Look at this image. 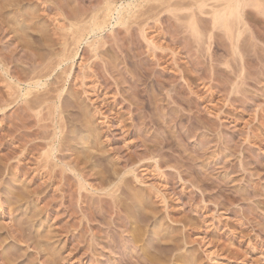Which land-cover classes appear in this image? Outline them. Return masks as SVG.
<instances>
[{
	"label": "rangeland",
	"instance_id": "1",
	"mask_svg": "<svg viewBox=\"0 0 264 264\" xmlns=\"http://www.w3.org/2000/svg\"><path fill=\"white\" fill-rule=\"evenodd\" d=\"M4 1L11 4L3 11L9 21L0 16V64L13 57L9 69L18 65L23 77L31 61L59 53L52 39L69 34L73 14L105 3ZM110 1L143 5L129 32L110 25L99 38L88 36L69 74L71 63L29 97L60 89L56 104L25 111L15 95L0 111V264H264L262 15L248 17L261 39L245 34L243 55L234 58L224 33L197 9L194 23L205 35L188 31L194 0H167L184 4L169 12L161 6L158 20L144 14L154 3ZM96 38L103 44L94 53ZM156 55L166 62L153 64ZM174 59L179 67L170 65ZM3 68L1 98L15 82Z\"/></svg>",
	"mask_w": 264,
	"mask_h": 264
},
{
	"label": "bare ground",
	"instance_id": "2",
	"mask_svg": "<svg viewBox=\"0 0 264 264\" xmlns=\"http://www.w3.org/2000/svg\"><path fill=\"white\" fill-rule=\"evenodd\" d=\"M7 1V0H6ZM56 1V0H55ZM177 1H181V0H177ZM183 1V0H182ZM2 2V1H1ZM9 2V1H8ZM8 2H7V4L5 3V1L3 2V4L2 3H0V16L3 18L4 17V12L3 11H5V9L7 8V6H9L10 4H8ZM11 2V1H10ZM16 2V1H15ZM105 3H104V6L102 7V8H97V9H95V10H92V12H91V14H84V13H86V12H84L83 14H81V15H79V14H77L76 12V16L73 14H71L72 16H73V20H74V22H71V24H70V28H69V34H66V35H62L61 36V38H59L58 40L56 39V40H53L52 39V43H54V44H52V46L53 45H61V48L59 49V53L58 54H56V55H54V53L51 55V57L49 58V59H43V58H39V59H37V61L35 60L34 62L33 61H31V65H29V66H31V67H29L31 70H28V71H30L29 73H28V75H26L27 77H23L22 75H21V71H19V69H18V67L17 66H13V68H12V70L11 69H9V66H11V65H15V64H17V63H15V61L13 60V62L11 61L10 62V60L13 58H11V57H9V55H8V59L9 60H7V58L6 59H2L4 62H2V60H1V64L2 65H4V68H3V70L6 72V75L8 76L7 78H9L11 81H15L13 84H11V82H10V84H8L9 85V89H11L12 91H13V86L15 85L16 86V88H18V91H17V89L15 90L14 89V93H11V90H10V93L8 94V95H6V96H8L9 98H7L6 96H4V97H6L7 99H5L4 97V99L3 98H1L0 97V111H3L5 108H7L8 106H10V104H9V102H10V100H11V98H14V96L15 95H18V97H17V100H19V99H23L24 101H22L23 102V104L25 103L26 104V108H25V111H35L36 109H38V108H42L43 107V105H45V104H48V103H50V102H53L54 104H56L57 103V101L60 99V97H61V95H62V91H60V89H57V91H55L54 90V93L55 92H57V94L53 97H48V98H41L40 96H38V95H34V98L33 99H29V97L30 96H32L33 94H34V92H38V90L40 89V88H42V87H47V83L45 82L48 78H50L52 75H53V73L55 72V71H57L59 68H61V67H63L64 65H68V64H72L70 67H68V68H66L65 70H64V74H66V75H68L69 74V72L73 69V63H74V60H75V57L77 56V53H76V50L77 49H79L80 48V45L85 41V39L88 37V36H90V35H92V36H94V37H98L99 38V34L101 35V33L102 32H104L105 30H106V28L107 27H109L110 25L111 26H113V27H115V26H120V27H124V28H126V30L128 31L129 29H130V27H131V24H132V22H133V20L134 19H137L138 17H139V14H140V12L139 11H137L140 7H142L143 5H141V4H135V2H129V3H127L126 5H124V4H121V5H118L117 6V4L115 5L114 3H112L110 0H105L104 1ZM144 3H147V4H152V3H154V4H156V6H157V4L159 5V7L157 6H154L153 4V6H149V8H147V10L145 11V15L147 14V15H149L150 17L148 18V20H156L158 17L157 16H159L160 14H161V12H158L159 13V15H158V13H157V16H155L156 14H153L155 11L157 12V11H159L160 9V7L162 6H164V8H165V5H168L167 4V0H144L143 1ZM170 2H172L171 0H170ZM174 2H175V0L172 2L173 4H174ZM188 2V1H187ZM193 2V1H192ZM194 7L192 6V8H190V10L187 8V11L189 10V12H188V15L187 16H185V19H186V21L188 22V23H186V26H187V24L190 26V25H192L191 27H193L192 28V30H189L188 29V31L190 32V31H192V32H190V33H192V35L194 34V37H195V35H196V37H197V39L199 38V39H201V36H203V34L205 33L204 31L202 32H200L199 31V29L197 28V27H199V26H197L198 25V23H194L195 22V20L198 18H195L197 15H198V13H199V15H207V16H209L210 17V19H207V21L206 22H208V24H209V21L208 20H210V24H211V26L213 27V30H219V31H222V33H224V35L227 37V39H228V41H229V45H231V51H232V56H234V58L236 57V56H242L243 54H242V44L240 45V42H241V39H242V37H245L244 35L245 34H248V36H247V38L250 36V38L251 39H256L257 37H258V35L257 34H255V33H257L256 31H253V29H252V27H251V25L249 24V22H250V20H248V17L249 16H251V14L253 15H255V16H257V15H260V17H261V15H262V18L264 19V0H194ZM210 2H213V4H208V3H210ZM5 3V4H4ZM16 3H18V2H16ZM168 3H169V1H168ZM191 3V2H190ZM189 3V4H190ZM171 4V3H170ZM169 4V5H170ZM180 4H184V3H179V7L181 6ZM12 5H14V4H12ZM167 6L163 11H176V9H178L176 6H172V5H170V6ZM191 5V4H190ZM172 6V7H171ZM178 6V5H177ZM6 7V8H5ZM11 7V6H10ZM161 7V9H163ZM13 8V7H12ZM175 8V9H174ZM180 10L182 9V6H181V8H179ZM194 9L196 10H198V13H197V11L195 12L194 11ZM7 10V9H6ZM184 11H185V8L183 9ZM182 10V11H183ZM179 11V10H178ZM12 12V11H11ZM155 12V13H156ZM9 13V12H8ZM164 13V12H163ZM183 12H181V14H182ZM187 13V12H186ZM185 13V14H186ZM196 13H197V15H196ZM13 14V13H12ZM173 14V13H172ZM181 14L179 15V16H181ZM7 15V14H6ZM10 15V14H9ZM175 15V14H174ZM177 15V16H178ZM182 15H184V13L182 14ZM87 16V17H86ZM254 16V17H255ZM0 17V18H1ZM6 17V16H5ZM4 17V18H5ZM157 17V18H156ZM160 17V16H159ZM183 17V16H182ZM181 17V18H182ZM187 17V18H186ZM252 17V16H251ZM258 17V16H257ZM2 18L0 19V20H2ZM13 19H14V17H12ZM11 18V19H12ZM253 18V17H252ZM256 18V17H255ZM254 18V19H255ZM6 19V18H5ZM178 19H179V17H178ZM250 19V18H249ZM263 19H261L262 21H264ZM7 21H9L8 20V18L6 19ZM6 20H4V21H6ZM158 20V19H157ZM180 20L181 19H179V22H180ZM259 20V19H258ZM3 21V22H4ZM183 21H185V20H183ZM198 21V20H197ZM196 21V22H197ZM249 21V22H248ZM260 21V20H259ZM2 22V23H3ZM5 23V22H4ZM9 23V22H8ZM1 24V23H0ZM144 24H146V22L144 23ZM148 24V23H147ZM195 24V25H194ZM255 24V23H254ZM1 25H3V24H1ZM196 27V28H194V26ZM258 25H260V23L258 24ZM264 25V24H263ZM6 26V25H5ZM260 27H263L262 25H260ZM186 28H188V27H186ZM190 28V27H189ZM254 28V27H253ZM259 28V27H258ZM198 29V30H197ZM263 29V28H262ZM212 30V31H213ZM261 30V29H260ZM143 30H141V32H142ZM264 31V30H263ZM23 32V31H22ZM129 32V31H128ZM259 32V31H258ZM203 33V34H202ZM208 33H209V31H208ZM17 34H19V32L17 33ZM259 34V33H258ZM205 35V34H204ZM215 35V34H214ZM213 35V32L212 33H210V34H208L207 36L209 37L208 38V43H210V44H208L209 46H208V48L209 47H211V45H212V39L215 37ZM262 35V34H261ZM262 36H264V35H262ZM41 37H45V36H41ZM40 37V38H41ZM25 38V37H24ZM71 38V39H70ZM27 39V38H26ZM25 39V40H26ZM42 39V38H41ZM45 39H47V38H45ZM195 40V41H197V43H198V40ZM245 39H246V37H245ZM250 39V40H251ZM258 39V41L261 39V37H260V39H259V37L257 38ZM24 40V41H25ZM177 40V39H176ZM182 40V39H181ZM184 40V39H183ZM204 40V39H203ZM252 40V41H253ZM42 41V40H41ZM51 41V40H50ZM71 41V42H70ZM200 41V40H199ZM257 41V42H258ZM28 41H26V43H27ZM48 43L47 44H50V42H49V40L47 41ZM102 41H100L99 42V40H97V38L94 40V42H92V43H90V47L92 48V51L94 52V53H97V50H98V48L100 47V45H102L103 43H101ZM243 42H244V40H243ZM243 42H241V43H243ZM256 42V43H257ZM29 43V42H28ZM42 43H43V41H42ZM180 43V42H179ZM259 43V42H258ZM264 43V42H263ZM47 44H45V45H47ZM261 44V43H260ZM259 44V45H260ZM43 45V44H42ZM256 45V44H255ZM258 45V44H257ZM263 45V44H262ZM261 45V46H262ZM26 46H27V44H26ZM29 46H30V44H29ZM69 46V47H68ZM242 48H241V47ZM253 46H251V49H253L252 48ZM31 48V47H30ZM29 48V49H30ZM70 48H71V50H70ZM73 48V49H72ZM32 49V48H31ZM163 49H165V48H163ZM244 51V50H243ZM231 53V52H230ZM32 55V54H31ZM4 56V55H3ZM3 56H2V58H3ZM28 56V55H27ZM27 56L25 57V58H27ZM241 56H240V58H241ZM4 57H7V56H4ZM29 57V56H28ZM177 57V56H176ZM33 58H34V56H33ZM32 58V59H33ZM175 58V57H174ZM30 57H29V62H30V60H32ZM35 59V58H34ZM163 57H161V56H158V55H156L155 56V61H153L152 63L153 64H157V65H162V64H164L166 61H164L163 62ZM233 59V58H232ZM238 60V59H237ZM7 61H9V62H7ZM28 61H27V64H30V63H28ZM178 60L177 59H174L173 61H171L170 62V65H173V66H176V67H179V63L177 62ZM190 62V61H189ZM4 63V64H3ZM169 63V62H168ZM0 64V65H1ZM199 64V63H198ZM196 65H197V63H196ZM8 67V68H6V67ZM113 67V66H112ZM193 67V66H192ZM202 67V66H201ZM201 67H199L198 66V70H197V68H196V71H203L202 70V68ZM242 67V66H241ZM22 68V67H21ZM214 68V67H213ZM176 69V68H175ZM193 70H194V67L192 68ZM23 70V69H22ZM10 71H13V72H10ZM26 71V70H25ZM108 71H110V69L108 70ZM112 71V70H111ZM184 71V70H183ZM195 71V70H194ZM195 71V72H196ZM208 71V70H207ZM241 71H242V69H241ZM194 73V72H193ZM189 77V76H188ZM188 80V79H187ZM25 86V85H27V87H25V90H24V88L22 89L21 88V86ZM116 86H118V83H116L115 84ZM22 89V90H21ZM17 91V92H16ZM49 93H50V91H49ZM46 97V96H45ZM74 99H76V98H74ZM169 99H170V96H169ZM171 99H172V97H171ZM16 100V101H17ZM77 100V99H76ZM173 100V99H172ZM135 104V103H134ZM132 105V106H134L135 107V105ZM25 106V105H24ZM139 106V105H138ZM24 108V107H23ZM132 108V107H131ZM136 108V107H135ZM137 109V108H136ZM138 110V109H137ZM136 110V111H137ZM57 111H58V108L56 107V105H54V109H52V113L50 114L51 116H55V114L57 113ZM82 111V110H81ZM134 112H135V109H134ZM82 113V112H81ZM137 118H139V117H137ZM89 121L90 120H88V118H84V125H85V127H87L88 128V130H90V127H89ZM91 123V122H90ZM58 125V128H60V129H62V126H60V125H62V124H57ZM87 128H86V130H87ZM62 133V132H61ZM56 136H58V134L56 133ZM68 137V136H67ZM58 137H56V139H57ZM66 138V137H65ZM61 139V138H60ZM64 139V138H63ZM62 139V140H63ZM71 139V138H70ZM69 139V140H70ZM65 141L63 140V143H64ZM69 142V141H68ZM65 143H67V142H65ZM64 143V144H65ZM87 145V144H86ZM60 146H62V144L60 145ZM47 155V154H46ZM49 155L51 156V155H53V154H51V153H49ZM149 156H150V154H149ZM49 157V156H48ZM47 157V158H48ZM155 157H157V156H155ZM155 157H152V159H154L155 160ZM149 158V157H148ZM159 158V157H158ZM159 161V160H158ZM161 161V160H160ZM158 163V162H157ZM161 163V162H160ZM73 164H74V162H73ZM76 164V163H75ZM72 165V164H71ZM77 165V164H76ZM158 165H159V163H158ZM77 166H79V165H77ZM71 168V167H70ZM77 169H78V167H76ZM75 168V169H76ZM73 170V169H72ZM76 171V170H75ZM75 171H73V172H75ZM81 172V171H80ZM79 173V172H78ZM120 188V187H119ZM114 191V190H113ZM113 194H116V193H114V192H112ZM117 193H118V191H117ZM111 194V193H110ZM34 195V194H33ZM21 196H23V195H21ZM19 197V196H18ZM35 197V196H34ZM133 197H135V200L138 198L137 196H133ZM21 198H24V197H21ZM28 198V197H27ZM130 198V197H129ZM132 198V197H131ZM133 199V198H132ZM140 198H138V200H139ZM130 200V199H129ZM140 200H142V199H140ZM132 202H135V201H132ZM131 202V203H132ZM137 202V201H136ZM143 202V201H142ZM139 203H141V202H139ZM142 204V203H141ZM144 204V203H143ZM119 205V204H118ZM132 205V204H131ZM145 205H147V203L145 204ZM116 206V205H115ZM121 205H119V207H120ZM142 206V205H141ZM143 207V206H142ZM2 208V207H1ZM114 208V207H113ZM122 208V207H121ZM138 208V207H137ZM116 209V208H115ZM114 210V209H113ZM116 210H118L117 211V213H119L118 215H120L121 214V210L123 211V209H116ZM138 210V209H137ZM139 210H141V208H139ZM125 211V210H124ZM144 211V210H143ZM126 212V211H125ZM127 212H128V210H127ZM146 212V211H145ZM115 214V213H114ZM130 214V213H129ZM147 214V213H146ZM122 215V214H121ZM141 215H143V214H141ZM117 216V215H116ZM125 217V216H124ZM146 217V216H145ZM169 217V216H168ZM119 218V217H118ZM121 218H123V217H121ZM143 218V217H142ZM149 218V217H148ZM154 218V217H153ZM126 219V218H125ZM144 220H145V218H143ZM158 219V218H157ZM161 219V218H160ZM159 219V220H160ZM121 220V219H120ZM142 220V219H141ZM148 221H150V219H148ZM152 221V220H151ZM145 222V221H144ZM155 222V221H154ZM146 223V222H145ZM150 223V222H149ZM129 224V223H128ZM158 225H159V223H158ZM117 226H119V225H117ZM159 227V226H158ZM164 227V226H163ZM15 228V227H14ZM137 229V228H136ZM167 229V228H166ZM11 230V229H10ZM158 230H160V229H158ZM12 231H13V228H12ZM15 231H17V229L16 230H14V233H15ZM138 231V230H137ZM143 231V230H142ZM145 231V230H144ZM143 231V232H144ZM155 231V230H154ZM163 231V230H162ZM22 232V231H21ZM159 232H161V231H159ZM164 232V231H163ZM11 234H13L12 232H10ZM9 233V234H10ZM17 233H19L20 234V232H17ZM23 233V232H22ZM137 233V232H136ZM142 233V232H141ZM146 233V232H145ZM145 233H143V234H145ZM10 234V235H11ZM139 234V233H138ZM154 234H156V233H154ZM13 235H15L14 237H13ZM12 235V239L13 238H15V237H17L16 236V234H13ZM135 235V234H134ZM137 235V234H136ZM162 235V234H161ZM20 236H22V234H20ZM157 236H159V235H157ZM165 236V235H164ZM11 237V236H10ZM23 237H25L24 235H23ZM23 237H21L22 239H23ZM134 237V236H133ZM138 237V236H137ZM142 237V236H141ZM170 237V236H169ZM43 238V237H42ZM159 238V237H158ZM163 238V237H162ZM164 238H166V237H164ZM172 238V237H171ZM22 239H20V238H17V240H21L20 242H22ZM49 239V238H48ZM132 239V238H131ZM136 239V238H135ZM139 239H140V237H139ZM138 239V240H139ZM167 239H168V237H167ZM177 239H179V238H177ZM128 240V239H127ZM171 240H173V239H171ZM175 240V239H174ZM15 241H16V239H15ZM133 241V240H132ZM141 241V240H140ZM158 241V240H157ZM163 241H165V239L163 240ZM169 241V240H168ZM178 241H181V239L180 240H178ZM23 242L25 243V242H28L27 241V239H26V241L25 240H23ZM166 242V241H165ZM175 242V241H174ZM23 243V244H24ZM110 243V242H109ZM123 243H125V242H123ZM136 243V242H135ZM160 243V242H159ZM169 243V242H168ZM173 243V242H172ZM28 244V243H27ZM106 245H108V244H106ZM125 245V244H124ZM153 245V244H152ZM151 245V246H152ZM50 246V245H49ZM155 246V245H154ZM178 246V245H177ZM180 247V246H179ZM178 247V248H179ZM131 248V247H130ZM152 248V247H151ZM173 248H174V246H173ZM129 249V248H128ZM2 254H5L4 252L3 253H1V255ZM0 255V258L2 257ZM183 259H185V258H183ZM2 261H4V260H6V259H4V256L2 257V259H1ZM191 263H192V261H190ZM190 262L188 261V264H190ZM5 263H6V261H5ZM9 264V263H8ZM193 264V263H192Z\"/></svg>",
	"mask_w": 264,
	"mask_h": 264
}]
</instances>
